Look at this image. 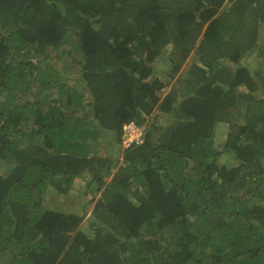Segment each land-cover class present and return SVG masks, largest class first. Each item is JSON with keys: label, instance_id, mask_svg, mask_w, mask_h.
<instances>
[{"label": "trees", "instance_id": "obj_1", "mask_svg": "<svg viewBox=\"0 0 264 264\" xmlns=\"http://www.w3.org/2000/svg\"><path fill=\"white\" fill-rule=\"evenodd\" d=\"M262 30L264 0H0V264H264Z\"/></svg>", "mask_w": 264, "mask_h": 264}, {"label": "rangeland", "instance_id": "obj_2", "mask_svg": "<svg viewBox=\"0 0 264 264\" xmlns=\"http://www.w3.org/2000/svg\"><path fill=\"white\" fill-rule=\"evenodd\" d=\"M225 8H228V4H226ZM262 39L259 41V47L258 50L249 57H246L249 62H254V67H257V69L261 70V72L264 73V30H262ZM74 55L77 54V52H73ZM257 55V56H256ZM68 56H64V58H67ZM192 57V56H191ZM258 58V59H257ZM52 61H54V64L57 67H60L62 69L63 67V62H66L67 59H62V57L58 58V54L52 52ZM190 62V59H189ZM188 64V63H187ZM156 65L160 69V71L167 70L170 65L169 62L167 61L166 55L163 54L160 57L157 58ZM74 72V71H73ZM71 73V72H70ZM86 109V108H85ZM153 118V116H152ZM227 131V124L226 123H220L218 127L216 128L213 140H212V145L214 147H219L225 137ZM122 148L119 146H113L114 151H119L121 152ZM220 162L221 163H226V164H232L234 160L231 157H228L226 155L220 157ZM8 172V165L5 163H2L0 161V174H6ZM85 182L82 183V178H78L76 182L74 183V187L70 191L69 194H65L62 197H59L56 201V198L53 197L55 196L54 193H49L47 197H52L55 198V201L59 204V206H62L66 210H73L77 211L79 209H83L82 206L85 203L86 199V189H85ZM55 201L53 199L48 200V206L49 207H54ZM46 204V205H47ZM92 206L90 205L88 209H90ZM84 229L86 228V223L84 224Z\"/></svg>", "mask_w": 264, "mask_h": 264}, {"label": "built area", "instance_id": "obj_3", "mask_svg": "<svg viewBox=\"0 0 264 264\" xmlns=\"http://www.w3.org/2000/svg\"><path fill=\"white\" fill-rule=\"evenodd\" d=\"M144 128L135 121L130 120L123 125L121 137L122 148H129L131 145L140 144L143 140Z\"/></svg>", "mask_w": 264, "mask_h": 264}]
</instances>
